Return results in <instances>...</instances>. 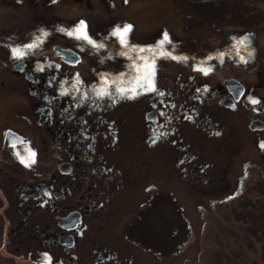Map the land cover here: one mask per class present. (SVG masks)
Listing matches in <instances>:
<instances>
[{"label": "flooded vegetation", "instance_id": "af4514ba", "mask_svg": "<svg viewBox=\"0 0 264 264\" xmlns=\"http://www.w3.org/2000/svg\"><path fill=\"white\" fill-rule=\"evenodd\" d=\"M64 2L0 25V264H176L192 198L264 193V9L197 32L184 7L180 32L135 0L68 1L71 17ZM81 22L94 43L68 35ZM145 60L154 90L135 82Z\"/></svg>", "mask_w": 264, "mask_h": 264}, {"label": "rangeland", "instance_id": "374dc122", "mask_svg": "<svg viewBox=\"0 0 264 264\" xmlns=\"http://www.w3.org/2000/svg\"><path fill=\"white\" fill-rule=\"evenodd\" d=\"M37 0H26L25 4L0 1V25L38 22V9L33 7ZM64 3L56 5V11L65 17L73 14L75 4L68 3L72 0H64ZM143 18L160 13L155 21H163L162 14H166L172 21H176V27L180 32V11L187 9V21L199 32L206 24L217 22L218 13H231L235 11L241 17L252 8H263L264 0H135ZM187 3V4H186ZM98 13L101 3H96ZM174 6L179 10H174ZM153 9L160 11H153ZM119 12H123L122 9ZM155 12V13H154ZM52 10L48 11V14ZM150 13H154L149 16ZM256 20H262L264 11L256 12ZM152 18V17H151ZM230 21V20H229ZM237 23V22H236ZM239 23V22H238ZM198 29V30H197ZM217 38V32L210 36ZM263 38V37H262ZM204 40V39H203ZM233 179V178H232ZM230 193L213 191L207 197L205 207H197L196 198H192L193 204L189 207L191 213L190 227L186 223L177 221L175 229L191 232L188 236L186 251L175 254V263L178 264L188 255L187 264H264V193L254 190L245 191L237 198L236 193H241L242 186H238ZM213 196H222L225 201H212ZM203 214V216H202ZM114 236H111V238ZM163 241V237L160 238Z\"/></svg>", "mask_w": 264, "mask_h": 264}, {"label": "snow or ice", "instance_id": "6c2138e0", "mask_svg": "<svg viewBox=\"0 0 264 264\" xmlns=\"http://www.w3.org/2000/svg\"><path fill=\"white\" fill-rule=\"evenodd\" d=\"M85 27L86 26L84 25V23L81 22V24L79 25V28L74 33L69 32L68 35H75L79 39H84V40H87L89 43H94L87 36V33L85 31ZM130 31H131V25H127L122 30L120 28H117L113 34L118 36L120 39V42L122 44H124L125 46H127V44H128L127 37H128V33ZM165 42H170L168 34L166 32L163 34L162 40L159 41L160 46H163V44ZM239 43L241 45H243L245 43V41L241 40V41H239ZM98 46L102 47L103 45H98ZM27 47L31 48V47H33V45H28ZM139 51H145V49H139ZM149 51H150V49H149ZM13 53L18 57L23 55L22 50L18 49V48L13 49ZM136 71L141 73V75L135 81L136 83L139 84V87L144 88L145 90H154V86L152 84V78L154 76V65L152 63H150L149 61L145 60L143 63V67L136 69ZM120 91L122 93H124L125 95H128L129 93H131L133 95L136 94V88H134V87L129 88L128 91H125L124 88H121ZM97 94L102 96V95L110 94V93H106L103 89H101ZM256 102L257 101H253V103H256Z\"/></svg>", "mask_w": 264, "mask_h": 264}, {"label": "trees", "instance_id": "16d2710c", "mask_svg": "<svg viewBox=\"0 0 264 264\" xmlns=\"http://www.w3.org/2000/svg\"><path fill=\"white\" fill-rule=\"evenodd\" d=\"M175 225V224H174ZM177 231V230H176ZM178 232H180L181 234H178V236H180L181 238H178V236L176 237V241L177 240H179L180 242L182 241V240H184L183 238H182V231H178ZM185 239H187V238H185Z\"/></svg>", "mask_w": 264, "mask_h": 264}]
</instances>
